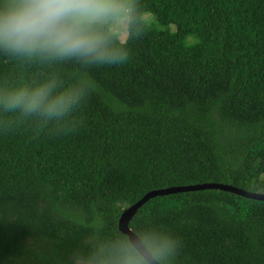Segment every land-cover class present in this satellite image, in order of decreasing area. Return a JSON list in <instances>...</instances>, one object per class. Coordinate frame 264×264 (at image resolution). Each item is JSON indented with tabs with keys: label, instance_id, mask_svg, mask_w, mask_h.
Here are the masks:
<instances>
[{
	"label": "trees",
	"instance_id": "1",
	"mask_svg": "<svg viewBox=\"0 0 264 264\" xmlns=\"http://www.w3.org/2000/svg\"><path fill=\"white\" fill-rule=\"evenodd\" d=\"M141 5L155 17L121 66L0 56V88L47 75L84 88L58 120L0 110V264H72L152 190L264 193V0ZM136 224L180 237L174 264H264L263 200L171 193Z\"/></svg>",
	"mask_w": 264,
	"mask_h": 264
},
{
	"label": "clouds",
	"instance_id": "2",
	"mask_svg": "<svg viewBox=\"0 0 264 264\" xmlns=\"http://www.w3.org/2000/svg\"><path fill=\"white\" fill-rule=\"evenodd\" d=\"M141 0H0V56L28 62L117 67L145 29ZM84 98L79 84L54 75L0 88V110L58 120ZM180 237L159 225L113 229L77 249L72 264H174Z\"/></svg>",
	"mask_w": 264,
	"mask_h": 264
},
{
	"label": "water",
	"instance_id": "3",
	"mask_svg": "<svg viewBox=\"0 0 264 264\" xmlns=\"http://www.w3.org/2000/svg\"><path fill=\"white\" fill-rule=\"evenodd\" d=\"M202 189H219L224 191L233 192L238 195H242L245 197L257 199V200H263L264 201V193L260 192H252L245 189L238 188L233 185L224 184V183H200V184H194V185H186V186H175V187H167L157 190L149 191L147 194H145L139 201H137L135 204L131 205L130 207L126 208L119 220V229L120 230H126L127 227H130V221L132 218L136 215L138 210L151 198L161 195H167L171 193H178V192H184V191H195V190H202Z\"/></svg>",
	"mask_w": 264,
	"mask_h": 264
},
{
	"label": "rangeland",
	"instance_id": "4",
	"mask_svg": "<svg viewBox=\"0 0 264 264\" xmlns=\"http://www.w3.org/2000/svg\"><path fill=\"white\" fill-rule=\"evenodd\" d=\"M154 17H155L154 14L149 13V14H146V17H145V18L149 21V20H151V19H154Z\"/></svg>",
	"mask_w": 264,
	"mask_h": 264
}]
</instances>
